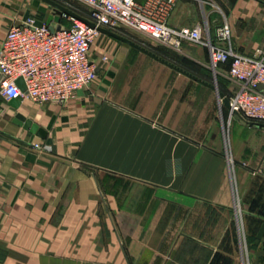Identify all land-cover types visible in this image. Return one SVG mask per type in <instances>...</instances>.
<instances>
[{"label": "crops", "instance_id": "0c3cea01", "mask_svg": "<svg viewBox=\"0 0 264 264\" xmlns=\"http://www.w3.org/2000/svg\"><path fill=\"white\" fill-rule=\"evenodd\" d=\"M51 11L0 0V52L16 20ZM223 20L238 53L264 51V0H182L169 24ZM126 38L211 83L176 60L203 66L189 42ZM91 59L98 78L71 101L0 94V264H264V126L232 115L219 84L103 32Z\"/></svg>", "mask_w": 264, "mask_h": 264}, {"label": "built area", "instance_id": "2783aa9c", "mask_svg": "<svg viewBox=\"0 0 264 264\" xmlns=\"http://www.w3.org/2000/svg\"><path fill=\"white\" fill-rule=\"evenodd\" d=\"M69 8V0H56ZM89 12L83 20L64 15V30L52 31L29 15L16 20L1 45L0 94L11 101L28 98L35 104H60L74 99L78 92L98 78L91 59L92 46L100 36L99 28L118 34L139 35L162 46L180 51L184 42L209 49L211 67L217 71L229 64L231 114L242 120L264 123V51L247 56L238 53L232 44V29L227 21L212 36L208 25L174 27L170 17L182 0H81ZM108 60V56H105ZM23 79V91L19 80ZM221 104L223 101L220 100ZM42 149L40 144H35Z\"/></svg>", "mask_w": 264, "mask_h": 264}, {"label": "rangeland", "instance_id": "374dc122", "mask_svg": "<svg viewBox=\"0 0 264 264\" xmlns=\"http://www.w3.org/2000/svg\"><path fill=\"white\" fill-rule=\"evenodd\" d=\"M69 9H71L74 12L81 14V15L87 14L89 12L88 6L81 0H69ZM224 22L225 21L223 20L222 24ZM216 29L213 27H212V30L210 29L212 36L215 34ZM121 35L126 36V37H132L133 39H135L141 43L145 42L146 45H148L149 47H152L153 49H154V46H152V44H154L158 48L162 47V45H160L156 42H152L150 40H147V39H145L139 35L133 34V33L123 32V34H121ZM206 48L203 45L200 46L199 44H195V43H191V42H189V43L185 44V46H183L184 51L189 52L190 54H193V55H198L199 56L198 60L203 63V66H199L198 65L199 62H196L195 60L188 57L186 55L187 53L183 54V53H177L176 52L175 58L180 65L191 69L192 71H194L198 75H200V77H203L205 80H207L213 84H219L220 88L223 91L228 92L227 95H231V90L234 89V85L232 84V82L230 81V79L228 77L227 68L225 67L219 71H215L213 68H211L210 62H209V56H208V52H207Z\"/></svg>", "mask_w": 264, "mask_h": 264}, {"label": "water", "instance_id": "95a60500", "mask_svg": "<svg viewBox=\"0 0 264 264\" xmlns=\"http://www.w3.org/2000/svg\"><path fill=\"white\" fill-rule=\"evenodd\" d=\"M44 2H46L47 4H49L51 7H52V11H51V15L50 17L48 18V20L46 22L44 21H38L37 22V26H43L44 23H46L48 26H50V29L52 31H56V30H64L66 28L65 24L62 22V18L64 15H68V16H71V17H75V18H78L80 20H83L85 21L86 23L90 24L91 26L93 27H96V25L91 22L90 20H88L87 18L81 16L80 14L74 12L73 10L67 8L66 6L62 5L61 3L57 2L56 0H43ZM28 17V16H27ZM26 17V18H27ZM99 30L105 34H108L109 36H112L114 38H117L129 45H131L132 47L134 48H137L138 50H141L147 54H149L150 56L162 61L163 63L171 66L172 68L186 74L187 76L193 78L194 80L202 83V84H211V83H208L202 79H200L199 77L191 74L190 72H187L185 71L184 69L180 68V67H177L175 66L174 64L170 63L169 61L161 58L159 55L149 51L147 48L141 46L140 44L136 43L135 41L129 39V38H126L116 32H112L110 30H107L105 28H99ZM19 85L20 87L22 88L23 91L26 90V85H25V82L23 79H20L19 80ZM210 87H212L213 89H217V86L215 85H210ZM218 94H219V98L220 100L223 101V104L225 106H227L229 109H231V106H230V99L221 91L218 90ZM22 100V98H18V99H13L11 100V103L12 104H18L20 101ZM235 116L237 119L247 123V124H251V125H257V126H264V123H258V124H253V123H248L244 120L241 119V117L238 115V113H235ZM19 119H23L22 116H19L18 117ZM30 124V123H29Z\"/></svg>", "mask_w": 264, "mask_h": 264}, {"label": "trees", "instance_id": "16d2710c", "mask_svg": "<svg viewBox=\"0 0 264 264\" xmlns=\"http://www.w3.org/2000/svg\"><path fill=\"white\" fill-rule=\"evenodd\" d=\"M81 15V14H80ZM85 15V14H84Z\"/></svg>", "mask_w": 264, "mask_h": 264}]
</instances>
